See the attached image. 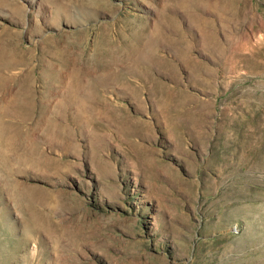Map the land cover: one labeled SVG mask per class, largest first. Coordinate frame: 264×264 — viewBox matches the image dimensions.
<instances>
[{
    "label": "rangeland",
    "instance_id": "obj_1",
    "mask_svg": "<svg viewBox=\"0 0 264 264\" xmlns=\"http://www.w3.org/2000/svg\"><path fill=\"white\" fill-rule=\"evenodd\" d=\"M0 39V264H264V0H0Z\"/></svg>",
    "mask_w": 264,
    "mask_h": 264
},
{
    "label": "bare ground",
    "instance_id": "obj_2",
    "mask_svg": "<svg viewBox=\"0 0 264 264\" xmlns=\"http://www.w3.org/2000/svg\"><path fill=\"white\" fill-rule=\"evenodd\" d=\"M138 49H140V48L138 47ZM136 52H137V50H136ZM6 53H8V52H6V40L2 41V39H0V110L3 111L4 113H6V110H8V111H11L13 114L18 115L19 116L18 119L20 120V122H26V121L32 120L33 119V113L35 111L36 102H35L34 94L33 93H27L30 91L28 90L26 85L28 83H31L30 81L32 78V76L29 72L24 76L23 82L21 84V90L18 92H15V94L12 96V98L9 100L8 104L6 105V96L10 93L6 92V77L1 73V70L9 68V67H14L18 64H21V62H26L21 56L17 55L16 53H9L10 55H6ZM141 55H140V57H141ZM94 60L97 61L96 63H98L100 61L98 63L100 67H102L104 65L102 63H105V62H103V59L101 57L99 59L94 58ZM48 68H49V70L43 71L41 73V77H44L47 80V82L51 84L52 80L55 79L58 74H57L56 70L51 65H49ZM154 83L158 84L156 82H154ZM81 86L82 85L80 82V77H78V75L76 73H74L72 75V78H71V85L68 88L67 93H66L65 101H66L67 105H69L72 100H74L76 97H78V92L81 91ZM152 87H155V85H153ZM49 89H51V86H49ZM94 93H95L94 90H92L88 94L94 95ZM86 95H87V93H86ZM86 95L84 94L83 100L89 98ZM97 96H96V98H97ZM91 97H93V96H91ZM83 105L87 106L86 100H84ZM47 106L48 107H46L45 109H42L43 106L38 104V111L40 110L41 115L43 116V119L48 124L47 125V131H52V130L56 131L57 129H60V127H63V126L57 125V121L55 119L56 117L53 118V117L48 116L47 118H44L46 116V111L50 110L52 112V108L48 104H47ZM20 122L13 123L11 121H6L5 127H7V128H12L13 126L18 127Z\"/></svg>",
    "mask_w": 264,
    "mask_h": 264
}]
</instances>
